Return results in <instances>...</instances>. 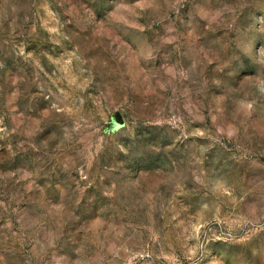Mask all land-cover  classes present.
Instances as JSON below:
<instances>
[{
  "label": "rangeland",
  "instance_id": "rangeland-1",
  "mask_svg": "<svg viewBox=\"0 0 264 264\" xmlns=\"http://www.w3.org/2000/svg\"><path fill=\"white\" fill-rule=\"evenodd\" d=\"M0 264H264V0H0Z\"/></svg>",
  "mask_w": 264,
  "mask_h": 264
}]
</instances>
